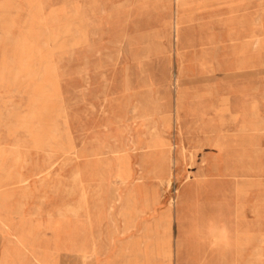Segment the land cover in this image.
Wrapping results in <instances>:
<instances>
[{
    "label": "rangeland",
    "instance_id": "rangeland-1",
    "mask_svg": "<svg viewBox=\"0 0 264 264\" xmlns=\"http://www.w3.org/2000/svg\"><path fill=\"white\" fill-rule=\"evenodd\" d=\"M263 51L264 0H0L2 174L29 177L13 206L50 245L56 226L61 264L134 256L159 211L168 264H264ZM127 195L137 225L122 228ZM210 223L229 246L203 241ZM7 248L0 235V264H35Z\"/></svg>",
    "mask_w": 264,
    "mask_h": 264
},
{
    "label": "bare ground",
    "instance_id": "bare-ground-1",
    "mask_svg": "<svg viewBox=\"0 0 264 264\" xmlns=\"http://www.w3.org/2000/svg\"><path fill=\"white\" fill-rule=\"evenodd\" d=\"M178 3L182 4L184 3L185 0H176ZM46 3V2H45ZM51 3V2H50ZM108 3V2H107ZM106 4V2H105ZM48 5V4H47ZM176 19V18H175ZM174 24V23H173ZM178 25V24H177ZM177 32V31H176ZM178 33V32H177ZM179 50V49H178ZM180 52V51H179ZM264 52V51H263ZM258 54V53H257ZM263 56V54H262ZM182 58V57H181ZM256 58V56H255ZM218 64V63H217ZM187 77V76H186ZM171 78V77H170ZM181 78V77H180ZM178 82V80H175ZM180 82V81H179ZM171 83V82H170ZM176 83V82H175ZM180 85V84H179ZM152 86V85H151ZM203 86V85H202ZM153 87V86H152ZM183 87V86H182ZM205 88V87H204ZM259 88V87H258ZM246 89V88H245ZM244 89V90H245ZM231 91V90H230ZM247 91V90H246ZM248 92V91H247ZM194 93V91H193ZM238 93V92H237ZM254 93V92H253ZM107 94V93H106ZM222 94V93H221ZM128 95V94H127ZM211 95V94H210ZM224 95V94H223ZM243 97V96H242ZM174 98V97H173ZM197 98V97H196ZM237 98V97H236ZM190 99V97H189ZM193 99V98H192ZM199 99V98H198ZM191 100V99H190ZM207 101V100H205ZM230 101V100H229ZM238 101V100H236ZM173 102V101H172ZM200 102V101H199ZM209 102V101H208ZM192 103V102H191ZM197 103V102H196ZM189 104V103H188ZM193 104V103H192ZM198 104V103H197ZM245 104V103H244ZM247 104V103H246ZM206 105V104H205ZM233 105V104H232ZM192 106V105H191ZM203 106V105H202ZM208 106V105H207ZM216 106V105H215ZM173 107V106H172ZM193 107V106H192ZM156 108V107H155ZM196 108V107H195ZM245 108V107H244ZM202 109V108H201ZM231 109V108H230ZM247 109V108H246ZM193 110V109H192ZM253 110V109H252ZM183 111V110H182ZM199 112V110H197ZM205 111V110H204ZM212 112V111H211ZM210 112V113H211ZM154 113V112H153ZM194 113V112H193ZM157 114V113H156ZM191 114V113H190ZM196 115V114H195ZM212 115V114H210ZM264 115V114H263ZM216 116V115H214ZM226 116V115H225ZM241 116V114H240ZM247 116V115H245ZM132 117V116H131ZM139 117V116H138ZM140 118V117H139ZM183 118V117H182ZM197 118V117H196ZM173 119V118H172ZM193 119V118H192ZM209 119V118H208ZM211 119V118H210ZM217 119V118H216ZM124 120V118H123ZM153 120V119H152ZM179 120V119H178ZM214 120V119H213ZM138 121V119H137ZM154 121V120H153ZM262 121V120H261ZM264 122V121H263ZM208 123V122H207ZM142 124V123H141ZM172 124V123H171ZM112 125V124H111ZM130 125V124H129ZM195 125V124H194ZM219 125V124H218ZM144 126V125H143ZM161 126V125H160ZM140 127V126H139ZM155 127V126H154ZM257 127V125H256ZM135 128V126H134ZM195 128V127H194ZM193 128V129H194ZM252 129V128H251ZM184 130V129H183ZM220 130V129H219ZM115 131V128H114ZM198 131V130H197ZM211 131V130H210ZM253 131V130H252ZM261 131V130H260ZM3 132V131H2ZM112 133V132H111ZM127 133V132H126ZM206 133V132H205ZM221 133V132H220ZM3 134V133H2ZM190 134V133H189ZM243 134V133H242ZM99 135V134H98ZM181 135V134H180ZM249 135V134H247ZM1 136V135H0ZM3 136V135H2ZM108 136V135H107ZM228 136V135H227ZM253 136V135H252ZM109 137V136H108ZM111 137V136H110ZM148 137V136H147ZM163 137V136H162ZM225 137V136H224ZM233 137V136H232ZM231 137V138H232ZM143 138V137H142ZM186 139V138H185ZM218 139V138H217ZM222 139V137H221ZM256 139V138H255ZM254 139V140H255ZM107 140V139H106ZM252 138V141H254ZM1 141V140H0ZM5 141V140H4ZM24 140H22L23 143ZM251 141V142H252ZM2 142V141H1ZM230 143V142H229ZM244 143V142H243ZM264 143V141H263ZM4 144V143H3ZM20 144V143H19ZM124 144V143H123ZM219 144V143H218ZM231 144V143H230ZM229 144V145H230ZM25 145V144H24ZM114 145V144H112ZM243 145V144H242ZM110 146V145H109ZM235 146V145H234ZM258 146V145H257ZM15 147V146H14ZM25 147V146H24ZM264 147V146H263ZM3 148V147H2ZM100 148V147H99ZM152 148V147H151ZM155 148V147H154ZM158 149V147L156 148ZM5 150V149H4ZM9 151V150H8ZM111 151V150H110ZM118 152V151H117ZM239 153V151H237ZM243 153V152H242ZM110 154V153H109ZM116 154V153H115ZM193 155V154H192ZM191 155V156H192ZM230 155V154H229ZM250 155V154H249ZM7 156V154H6ZM102 156V155H101ZM231 156V155H230ZM10 157V156H9ZM114 157V156H113ZM4 158V157H3ZM1 155H0V233L2 235V237H6L8 239V241L11 240H18L21 242H26V243H30L33 239L36 241V246H33V253L35 256L36 261L38 262V264H56L57 261V252H58V247L57 245H59L57 243V229H55L56 226L50 227L51 230H53L54 232V237L53 240L56 241L54 250L50 251L47 249V245L48 242L43 241L42 236L39 234V229L40 226H37V224L32 225V227H29V225L25 226L24 223H26V221H22L17 225H14L12 223V219L10 216V213L12 211H22V204H19L18 206L16 205L15 207L13 206L12 202H11V197H12V193H10V184L14 183V182H26L28 181L29 177H24V178H19V179H15V181L11 182L10 181V177H8V175L5 177V175L3 176L2 171H3V163H2V159ZM234 158V157H233ZM167 159V158H164ZM191 159V158H190ZM97 160V159H96ZM143 160V159H142ZM172 160V159H171ZM193 160V158H192ZM114 161V160H113ZM169 162V161H168ZM195 162V161H194ZM116 163V161H115ZM159 163V162H158ZM164 163V162H163ZM166 163V162H165ZM164 163V166H166ZM264 163V162H263ZM94 164V163H93ZM154 164V163H153ZM175 164V163H174ZM188 164V163H187ZM193 164V163H192ZM240 164V163H239ZM44 165V164H43ZM113 165V164H112ZM141 165V164H140ZM56 166V165H55ZM49 166L43 167L39 170L38 173H46L48 171ZM168 168L166 169L167 173L169 174L170 171V167L167 166ZM260 167V166H259ZM143 168V167H142ZM155 169V168H154ZM100 170V169H99ZM151 170V169H150ZM196 170V169H195ZM257 170V169H256ZM149 171V170H148ZM152 171V170H151ZM80 172V171H79ZM107 172V171H106ZM150 172V171H149ZM237 172V171H236ZM33 173V172H32ZM97 173V172H96ZM113 173V172H112ZM154 173V172H153ZM197 174V173H196ZM194 174V175H196ZM248 174V172H247ZM259 174V173H258ZM156 175V174H155ZM261 175V174H260ZM109 176V174H108ZM123 177L125 178L126 176L123 175ZM101 178V177H100ZM104 178V177H103ZM102 178V179H103ZM169 178V177H168ZM216 179V178H215ZM238 179V177H237ZM95 180V179H94ZM145 180V179H144ZM194 180V179H193ZM240 180V179H238ZM210 181V180H209ZM82 182V181H81ZM92 182V181H90ZM89 182V183H90ZM99 182V181H98ZM113 182V181H112ZM152 182V181H151ZM190 182V181H189ZM97 183V181H96ZM167 183V182H166ZM257 183V182H256ZM18 184V183H17ZM83 184V183H82ZM184 185V184H183ZM204 185V184H203ZM246 185V184H245ZM188 186V185H187ZM149 187V186H148ZM158 187V186H156ZM210 187V186H209ZM69 188V187H68ZM72 188V187H71ZM94 188V186H93ZM159 188V187H158ZM196 188V187H195ZM203 188V187H202ZM211 188V187H210ZM91 189V188H90ZM98 189V188H97ZM131 189V188H130ZM210 190V189H209ZM87 191V190H86ZM138 191V190H137ZM102 192V190H101ZM196 192V191H195ZM199 192V191H197ZM210 192V191H208ZM221 192V191H220ZM98 193V192H97ZM135 193V192H134ZM150 193V192H149ZM207 193V192H206ZM214 193V192H212ZM210 194V193H209ZM97 195V194H96ZM143 195V193H142ZM181 195V194H180ZM188 195V194H187ZM214 195V194H213ZM86 196V195H85ZM199 196V195H197ZM92 197V196H91ZM183 197V196H182ZM209 197V196H208ZM87 198V197H86ZM199 198V197H198ZM89 199V198H88ZM95 199V198H94ZM135 198L129 197L127 195V197L125 198V201L123 203V211H122V217L124 220V224L122 228H129V226H134L137 225L135 218L133 217V212L128 213L126 210V206L131 208V210L133 208H135L134 204L132 203L134 201ZM175 199V198H174ZM187 199V198H186ZM210 199V198H209ZM60 200V199H59ZM102 200V199H101ZM16 201V200H15ZM24 201V200H23ZM64 201V200H63ZM86 201V200H85ZM186 201V200H185ZM196 201V200H195ZM101 202V201H100ZM172 202L174 203V201H170V206L172 204ZM188 202V201H187ZM191 202V201H190ZM182 203V201H181ZM184 203V202H183ZM189 203V202H188ZM84 204V203H83ZM98 204V203H96ZM187 204V203H186ZM183 205V204H182ZM169 206V208L171 209V207ZM174 206V205H173ZM187 206V205H186ZM12 207V208H11ZM70 207V206H69ZM146 207V208H145ZM196 207V206H195ZM92 208V207H91ZM98 208V207H97ZM138 209V208H137ZM185 209V208H184ZM96 210V209H95ZM134 210V209H133ZM126 211V212H125ZM155 209L154 207H150L148 208L147 205H144V208L142 209V212L144 213H152L154 212ZM134 214L139 213V210H135ZM141 212V213H142ZM92 214V213H91ZM130 214H132V218L129 217ZM97 216V215H96ZM184 216V215H183ZM172 217V216H171ZM95 218V217H94ZM97 218V217H96ZM191 219V218H190ZM14 220V219H13ZM54 220V219H53ZM93 220V218H92ZM97 221H99V219H96ZM172 220V219H171ZM92 223V222H91ZM39 225V224H38ZM196 226V225H195ZM140 235H139V241H135L134 243H130L128 245V248H130L132 245L134 247V244H138L137 245V252L134 256H132L131 258H129L128 263L127 264H166V262L164 261L165 256L169 255V245H170V230H171V221L170 218L168 217V215H164L163 212L159 211L157 216H155L152 220H144L141 224H140ZM186 229V228H185ZM189 229V227L187 228ZM35 230V237H33V231ZM50 230V231H51ZM190 230V229H189ZM188 232V231H187ZM191 232V231H190ZM261 232V231H260ZM53 233V232H52ZM112 233H109V238L111 239L112 237ZM195 233V232H194ZM193 233V234H194ZM71 234V232H70ZM76 234V233H75ZM78 234V233H77ZM185 234V233H184ZM192 233H190L191 236ZM91 235V234H90ZM186 235V234H185ZM64 236L65 233H64ZM92 236V235H91ZM184 236V235H183ZM187 237V236H186ZM189 237V236H188ZM194 237V236H193ZM260 237V236H259ZM264 237V236H263ZM76 238V237H75ZM128 238V237H127ZM185 238V237H184ZM69 239V238H68ZM91 239V238H90ZM177 239V238H176ZM187 239V238H186ZM190 239V238H188ZM260 239V238H259ZM5 240V239H4ZM192 240V239H191ZM64 241V240H63ZM66 241V240H65ZM80 241H86L85 239L83 240H79L77 243L75 244H70V249L68 251H72L73 254L75 256H77L78 254L80 255H85L84 253H86V249L82 250L78 244L80 243ZM186 241V240H185ZM184 241V242H185ZM188 241V240H187ZM242 241V240H241ZM264 240H261V242ZM33 242V241H32ZM70 242V241H69ZM105 242V240H104ZM196 242V241H195ZM45 244V245H44ZM95 244V243H94ZM53 245V244H52ZM244 245V244H242ZM108 246V245H107ZM195 246V245H194ZM53 247V246H52ZM195 248H197L195 246ZM51 249V248H50ZM98 249H96L95 252H97ZM177 250V249H176ZM194 250V249H193ZM7 251V255H5V257H10L12 259V261L15 258V256H13V251L8 249ZM178 251V250H177ZM93 252V251H92ZM25 253V252H24ZM72 254V253H71ZM193 254V253H192ZM30 255V254H29ZM93 255V253L91 254V256ZM177 255V254H176ZM191 255V254H190ZM73 256V255H72ZM261 256V254H260ZM194 257V254H193ZM196 257V256H195ZM258 259V258H257ZM135 260L137 262H135ZM247 261V260H246ZM251 262V261H250Z\"/></svg>",
    "mask_w": 264,
    "mask_h": 264
},
{
    "label": "crops",
    "instance_id": "crops-1",
    "mask_svg": "<svg viewBox=\"0 0 264 264\" xmlns=\"http://www.w3.org/2000/svg\"><path fill=\"white\" fill-rule=\"evenodd\" d=\"M118 213L122 215L121 210ZM15 215H17V218L15 217ZM170 215H171V212H170ZM10 216H11V219H12V223L14 225H17V224H19L22 221H24V222L26 221V223L22 222V223L25 224V226L29 225V227H32V225H34V223L31 221L29 216L23 210L22 211H12L10 213ZM111 220H113V217H111ZM114 231L115 230H113V229L111 230V232H113L112 233V237L110 239L111 245H114V243H115ZM0 235H1V233H0ZM33 237H35V230L33 231ZM32 241L30 243H26V242H21V241H18V240H11V241H9L10 248H7L6 250H8V249L12 250L13 251V253H12L13 256H15V258H17L19 260L20 259L21 260H26L27 262L32 260L33 263L38 264V262L35 259L34 253H33V246H36V241L34 239ZM78 246L82 250H85L88 247V244L85 241H80ZM54 247H55L54 243H53V245H50V243H48V245H47V249L50 250V251L54 250ZM57 247H58V252H57L56 264H61V259L62 258L60 256V252H61L60 250L62 249L61 248L62 246L59 244V245H57ZM6 250H5V252H4L5 254L3 256L7 255V251ZM111 251H112V249L110 251L106 252L107 255H106V258H105V264H127L129 258H131V257H129V258L125 257L121 253L112 257V255H111L112 252ZM96 254H97L96 252L93 253V255H96ZM78 255H80V254H78ZM170 255H171V250H170V245H169V255L165 256V258H164V261L166 262V264H168V261H169L168 259L170 258ZM135 262H137V261L135 260Z\"/></svg>",
    "mask_w": 264,
    "mask_h": 264
},
{
    "label": "clouds",
    "instance_id": "clouds-1",
    "mask_svg": "<svg viewBox=\"0 0 264 264\" xmlns=\"http://www.w3.org/2000/svg\"><path fill=\"white\" fill-rule=\"evenodd\" d=\"M210 247H227L231 243V234L224 225L210 223L202 237Z\"/></svg>",
    "mask_w": 264,
    "mask_h": 264
}]
</instances>
